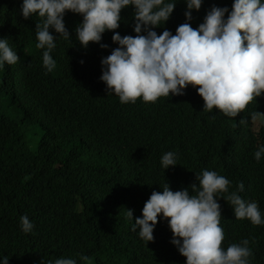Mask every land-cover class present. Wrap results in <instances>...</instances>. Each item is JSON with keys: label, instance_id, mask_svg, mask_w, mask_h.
<instances>
[{"label": "trees", "instance_id": "16d2710c", "mask_svg": "<svg viewBox=\"0 0 264 264\" xmlns=\"http://www.w3.org/2000/svg\"><path fill=\"white\" fill-rule=\"evenodd\" d=\"M174 2L169 20L153 29L158 35L165 29L175 35L179 25L200 22L213 5L231 11L234 0H203L191 21L184 0ZM22 3L0 0V39H8L20 58L0 67V264L4 256L8 264H54L61 257L85 264L82 255L91 264H186L162 216L152 242L132 225L153 191H162L166 182L179 191L190 172L216 171L232 181L230 192L242 181L245 190L238 194L257 202L264 214V156L254 159L264 146V128L251 133L261 123H253L251 113H264V99L254 101L244 117L248 123L238 122L235 129L221 115L204 114L192 86L156 104L142 98L122 104L100 80L101 59L118 47L114 32L103 34L100 43L108 48L90 42L85 49L74 31L83 17L67 12L71 38L57 39L51 53L57 66L47 72L43 50L35 46L36 23L42 20L24 19ZM134 12V6L121 12L115 31L122 37L136 35ZM169 151L177 154V165L164 170L161 157ZM126 209L133 210V220ZM221 210L228 239L222 247L248 239L250 264L264 263V225L235 219L226 201ZM23 215L34 225L30 233L21 229Z\"/></svg>", "mask_w": 264, "mask_h": 264}, {"label": "clouds", "instance_id": "9594fccd", "mask_svg": "<svg viewBox=\"0 0 264 264\" xmlns=\"http://www.w3.org/2000/svg\"><path fill=\"white\" fill-rule=\"evenodd\" d=\"M184 2L186 21H191L192 11H199L203 0ZM129 6L135 9L136 35L122 37L115 30L120 27L122 10ZM175 7L174 0H23L21 12L24 19L36 15L42 20L36 23L35 46L43 50L42 63L47 72L57 66L51 55L57 39L71 38L64 17L72 12L83 17L74 31L85 49L90 42L108 48L100 42L106 31L114 32L112 41L118 47L101 59L100 80L108 95L115 94L122 104H134L138 98L156 104L160 97L163 100L170 94L184 95L188 86H192L201 97L204 114L215 113L229 119L230 128L235 129L238 122L246 125V112L258 97L264 99V2L234 0L231 11L213 5L200 22L179 25L175 35L167 29L158 35L153 29L164 25ZM19 61L8 39H0V67ZM251 121L261 122L252 125L251 133L257 135L264 128V113L253 111ZM262 156L264 146L254 153V159L259 162ZM176 165L175 152L162 155L164 170ZM168 183L162 191L151 193L143 206L142 218L135 219L132 231L138 228L139 237L152 242L162 216L172 232L170 242L186 258V264H250L253 252L249 240L230 241L225 250L228 239L221 227L225 201L232 207L235 219H247L254 226L264 225L258 203L238 194L245 190L242 181L230 192L232 181L216 171L203 170L197 174L190 172L179 191ZM127 190L139 193L133 186ZM126 215L133 220V210L126 209ZM20 223L24 233L32 232L34 225L27 215L20 217ZM80 260L91 264L88 256L82 255ZM2 261L8 264V257H2ZM54 264H77V261L61 257Z\"/></svg>", "mask_w": 264, "mask_h": 264}]
</instances>
